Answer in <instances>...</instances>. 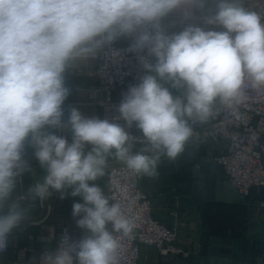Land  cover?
<instances>
[{
	"label": "clouds",
	"instance_id": "obj_1",
	"mask_svg": "<svg viewBox=\"0 0 264 264\" xmlns=\"http://www.w3.org/2000/svg\"><path fill=\"white\" fill-rule=\"evenodd\" d=\"M173 13L180 14V31L164 24ZM197 13L203 26L192 22ZM262 21L244 0H0V209L27 166L29 147L46 170L35 195L52 189L81 201L71 214L86 234L74 240L66 233L45 264H118L113 233L128 236L133 224L94 182L113 149L136 172L156 163L130 152L132 138L119 124L65 109L69 60L117 37L146 51L154 63L123 94L119 111L153 148L175 157L191 135L186 118L205 120L217 99L240 95L245 77L264 87ZM65 120L71 141L56 134ZM20 218L17 205L0 214V241Z\"/></svg>",
	"mask_w": 264,
	"mask_h": 264
},
{
	"label": "crops",
	"instance_id": "obj_2",
	"mask_svg": "<svg viewBox=\"0 0 264 264\" xmlns=\"http://www.w3.org/2000/svg\"><path fill=\"white\" fill-rule=\"evenodd\" d=\"M117 42L119 45L127 44L128 37L125 40L117 37ZM99 55L100 48L93 46L92 51L80 53L69 60L64 73L65 85L69 88L64 105L66 110L74 107L85 117L99 118L96 102L100 84L93 76ZM56 134L71 141L66 120L65 127L57 129ZM129 135L144 140L131 145L132 154L139 152L155 157L165 153L153 148L138 128L134 127ZM198 145L199 151H204L206 155L202 160L203 169L213 164L214 157L227 150L226 143L219 148L212 147L209 142ZM33 152L31 147L26 149L24 159L27 166L22 170L21 177L15 180L14 189L0 209V214H7L12 205H17L21 212L20 220L8 233L9 249L0 254V264H45V256L55 253L62 229H69L74 240L86 234L71 214L73 202H81L79 197L61 198V193L52 189L43 198L35 195L33 189L43 182L46 170ZM114 153L113 149L112 154L106 156L105 174L94 182L106 197L108 171L123 162ZM175 157L161 160L150 172H143L140 188L152 201L154 218L176 231L177 244L185 247L190 257L188 260L162 259L155 249L142 247L139 264H264V191L253 189L247 199L240 197L220 167L213 164L214 189H199L207 192L202 196L191 195L190 189H177L175 181L168 177L170 166L166 161ZM108 227L111 230V225Z\"/></svg>",
	"mask_w": 264,
	"mask_h": 264
},
{
	"label": "built area",
	"instance_id": "obj_3",
	"mask_svg": "<svg viewBox=\"0 0 264 264\" xmlns=\"http://www.w3.org/2000/svg\"><path fill=\"white\" fill-rule=\"evenodd\" d=\"M244 4L264 15V0H244ZM192 22L203 26L200 14H196ZM164 24L171 32L183 28L180 15L171 14ZM98 47L100 55L93 76L100 84L96 102L99 118L119 124L131 134L135 124L128 127L121 117L119 104L128 88L138 84L141 77L147 74L146 65L154 63V60L146 51L136 50L131 38L124 45H119L116 38ZM186 119L191 128L188 138L201 144L209 142L214 148L227 144L226 152L214 157L213 163L220 167L240 197L247 199L253 189L264 191V87H253L245 77L238 97L227 102L218 99L205 120L197 117ZM130 137L131 152L132 144L144 140L133 135ZM21 175L22 171L15 180ZM143 175V172H136L127 166L113 167L108 171L107 197L111 203L120 204L122 213L133 224V231L128 236L113 233L120 245L117 250L118 264H139L142 247L155 249L162 259L188 260L190 252L177 244L176 231L154 218L152 201L140 188ZM66 233L72 238L69 229H62L55 252L61 247ZM8 249L7 234L0 241V254L6 253Z\"/></svg>",
	"mask_w": 264,
	"mask_h": 264
},
{
	"label": "rangeland",
	"instance_id": "obj_4",
	"mask_svg": "<svg viewBox=\"0 0 264 264\" xmlns=\"http://www.w3.org/2000/svg\"><path fill=\"white\" fill-rule=\"evenodd\" d=\"M122 38L125 40L127 37ZM173 92L176 94V90ZM198 144L201 143L188 138L181 152L174 159L166 161L170 166L168 177L175 181L177 189H186L187 191L190 189L191 195L195 194L194 196H202L204 192H207V190L199 189H214L215 185L214 163L203 169L202 160L206 155L204 151H199L200 145Z\"/></svg>",
	"mask_w": 264,
	"mask_h": 264
},
{
	"label": "water",
	"instance_id": "obj_5",
	"mask_svg": "<svg viewBox=\"0 0 264 264\" xmlns=\"http://www.w3.org/2000/svg\"><path fill=\"white\" fill-rule=\"evenodd\" d=\"M150 158L155 159L156 160V163H157V162H159L161 160H164V159H167V158H170V157L165 152V153H163L161 155H158V156H155V157H150ZM119 166H127V165H126L125 162H122V163H118V164L112 166L111 168H113V167H119Z\"/></svg>",
	"mask_w": 264,
	"mask_h": 264
}]
</instances>
